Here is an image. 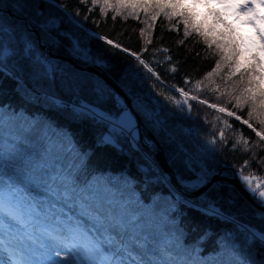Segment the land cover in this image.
<instances>
[{"label": "trees", "instance_id": "16d2710c", "mask_svg": "<svg viewBox=\"0 0 264 264\" xmlns=\"http://www.w3.org/2000/svg\"><path fill=\"white\" fill-rule=\"evenodd\" d=\"M15 2L0 0V20L7 29L0 32V65L18 78L0 69V151L5 158L3 181L7 182L0 187L5 194H12L17 217H23L49 242L71 240L81 249L111 250L125 238L124 230L117 226L124 224L129 232L135 229L141 238L146 237L150 246L166 250L171 258L169 264H221L228 258L226 251L233 247V217L264 230V213L251 206L229 183L217 181L205 193L190 199L205 203L206 197L211 198L213 187L217 189L215 203L223 217L202 216L179 202L182 196L170 185L168 177L162 172L159 176L148 164L150 160L157 165L146 148L143 153L137 152L130 137L119 136L115 148L97 146V140L109 132L106 124L74 120L69 115L70 107L65 109L20 82L69 105L94 101L97 83L114 92L97 76L48 56L40 49L31 31L34 30L51 53L69 57L79 66L96 68L123 91L132 107L134 103L138 105L133 109L141 119L143 131L156 139L178 183L193 192L200 186L193 189L185 183L199 181L202 168L209 171V179L219 172L226 177L234 173L241 185L238 172L243 170L244 175L251 174L252 181L261 180L264 188V142L234 117L198 103L203 99L225 107L261 130L264 101L260 90L264 89V81L258 84L253 79L249 84L248 73L241 76L243 68L229 75L230 61H222L218 72L207 77L226 52H220L211 35L206 43V38L191 25L186 36L182 18L170 9H132L121 7L117 0H109L111 6L107 7L103 0L96 5L92 0H55L61 7L54 4L45 11L62 21L60 30L68 32L70 40L42 30L43 18L25 20V25V18L12 10ZM208 8L218 11L244 37L237 30L236 7L229 0H212ZM208 8L196 6L200 18ZM212 21L209 16L208 23ZM216 27L225 30L224 24ZM102 38L129 51L108 45ZM72 40L79 41V51L74 49ZM247 46L259 56L260 72L264 75V51H259V46ZM133 52L145 60L147 68L131 55ZM97 59L120 71H102L95 63ZM252 63L248 61L249 65ZM179 88L189 93L190 112L188 105L182 110L174 102L184 99L176 91ZM237 97L241 98L240 107L236 106ZM100 110L113 115L118 112L111 100L101 104ZM221 129L225 134L223 141L219 137ZM240 135L249 141L247 152L243 151L242 142L233 148ZM213 139L215 143H211ZM142 140L154 148L149 139ZM248 193L264 207L260 198ZM237 252L250 264H264V248Z\"/></svg>", "mask_w": 264, "mask_h": 264}, {"label": "snow or ice", "instance_id": "6c2138e0", "mask_svg": "<svg viewBox=\"0 0 264 264\" xmlns=\"http://www.w3.org/2000/svg\"><path fill=\"white\" fill-rule=\"evenodd\" d=\"M82 3H86L87 0H81ZM212 0H117V4L121 7L128 6L132 9H135L137 6L144 7L147 9L149 6H153L158 10L170 9L172 14L180 16L185 26V35H189V25L196 33L207 38L209 35L212 36L213 40L216 42V47L220 50L222 54L226 52V55L221 56V60H217L215 67L212 71L207 73V77H212L218 72L221 67L222 61H230V74L235 75L237 72L243 68L244 72H241L243 77L244 73H248L250 79L249 84L252 83V80L255 79L259 84L260 81H264V75L260 72V59L259 56L250 52L249 47L245 43V37L236 33V29L232 25L227 24L221 14L208 8V5ZM217 3H224L225 0H216ZM251 4H259L264 6V0H250ZM93 5L100 3V0H92ZM55 4V0H16L14 4L11 5L12 10L15 13L23 16L26 21L32 22L36 19L43 18L45 21L41 24L42 30L47 34L51 35L53 32L56 35L64 36L65 38L72 39L68 32H62L60 30L62 21L58 18H54L51 12L46 13V9H50ZM103 4L111 6L109 0H103ZM203 5L205 8H208V11L205 12L201 17V13L196 11L197 5ZM55 7L59 8L61 5L55 4ZM239 10H246L247 12L253 13V18L245 21V23H250L256 28V36L258 38L259 51H264V27H261L256 23L257 20L264 24V16H260L257 13L255 6L249 7V2L241 3L237 5ZM135 15V12L131 13ZM166 15L168 13H165ZM213 17L211 24L208 23V17ZM171 18V16H169ZM153 19H155V14H153ZM224 24L225 30H218L217 25ZM152 25L149 24V28ZM3 21L0 20V32L6 31ZM106 39V38H102ZM251 39V38H249ZM148 43L151 41L148 40ZM106 43L115 48L121 49L124 52H128L129 49L121 48V45L114 43L111 39H106ZM253 44L256 41H252ZM72 44L75 50H80V43L78 40H72ZM211 47V44H209ZM166 52L167 49H164ZM87 56V53H85ZM144 67H148L145 60L137 53H131ZM251 60L253 63L248 64V61ZM95 63L101 68L102 71L111 72L116 74L120 71L115 66H109L104 63L102 59H97ZM173 72L175 68L171 69ZM149 72H152V69L149 68ZM152 75L156 80H160V77L152 72ZM199 81L197 86H199ZM177 92L184 98L183 100L174 101L178 107L182 110L184 105H188V111H191V105L188 104L189 93L186 92L183 88L176 89ZM247 91L252 93L255 96V93L251 88H248ZM95 100L84 102L80 101L79 104H73L70 108L69 115L74 120L82 121H92L93 123H106L109 125L108 134L104 135L102 138L97 140V146L99 147H117L118 146V136L119 137H130L132 141V147L136 149L137 152L140 149L137 147L138 143V124L133 115L132 109H129L127 104L124 103L123 99L119 97L116 93L109 91L105 86L100 83H97L95 89ZM260 95L262 101H264V89L260 90ZM192 100H198L197 96H191ZM166 99H173L172 97H166ZM240 97H237V107H240ZM109 100L114 101V107L118 109V112L113 115L107 111H101L100 105L108 102ZM198 103L207 104L208 107L217 110L220 113L226 114L227 117H234L237 121H240L243 125H247L248 128L252 129L255 133V136L259 138L261 142H264V127L261 130H257L253 127V124L249 120L243 119L236 115L234 111H230L225 107H220L217 104H209L208 101L199 99ZM95 105V106H93ZM65 109L69 108V105H63ZM133 108H138L136 103L133 104ZM248 115L251 117L253 112H249ZM151 120V117H148ZM159 121H156L158 124ZM223 123L228 125V121L224 120ZM259 123L264 126V120H259ZM219 137L223 141L225 139V134L223 129L219 131ZM243 143V151H248L249 141L244 139L242 135L237 137L236 142L233 144V148L240 143ZM211 143H215L213 139ZM11 157H9L10 159ZM245 161V165H247ZM261 163H264L262 161ZM5 167V158L0 151V184L7 182L3 181V169ZM209 171L207 169H201V175L199 178V183L205 187L211 183L209 179ZM239 178L242 182V185L245 187V190L250 192L253 196H257L261 199L262 205H264V191H258L261 185L256 184V187L252 186V176L244 175L243 170L238 172ZM10 186V185H9ZM217 189L213 187L212 193H209V197H206L205 203H197L196 201L180 200L179 202L186 208L199 213L202 216H207L210 219H220L223 217L222 210L215 203V193ZM222 191V190H221ZM264 219V216L261 217ZM7 219L17 220V214L15 207L12 204V194L9 192L5 194V189L0 187V230L5 228V221ZM227 219V217H224ZM232 224L234 226V237L233 247L231 250L226 251L227 259L222 261L221 264H250L245 259L240 258L237 249L247 248L249 253L251 250L257 246L264 248V230H258L253 226L248 224L240 223L239 219L233 217ZM118 227L122 228L125 233V238L121 239L118 243L113 245L111 250H100V249H81L77 247L71 240L69 241H60L58 245L51 246L48 250L42 253H35L34 258L31 259H16L4 260L0 258V264H169L170 257L167 256L166 250L159 249L156 245L149 244L146 237L141 238V235L135 230L129 232L127 225L119 224ZM10 229L11 225H7ZM227 248V246H226ZM63 252V256L61 255ZM163 253V255H161Z\"/></svg>", "mask_w": 264, "mask_h": 264}, {"label": "rangeland", "instance_id": "374dc122", "mask_svg": "<svg viewBox=\"0 0 264 264\" xmlns=\"http://www.w3.org/2000/svg\"><path fill=\"white\" fill-rule=\"evenodd\" d=\"M229 1L231 6L234 5L236 7L237 15L235 18H236V23L238 24L237 30L242 34H244L246 45L257 47L259 42L256 36V28L250 23H245V21H248L253 18V13L247 12L246 10H239L237 5L241 3L249 2V7L255 6L257 9V13L260 16H264V6H261L259 4L253 5L251 4L250 0H229ZM256 23L261 27H264V24H261L259 20H257ZM252 41H256V43L253 44ZM263 60H264V52H263ZM230 71L231 70L229 68V75H231ZM106 125L109 127L108 124ZM137 147L140 149L142 153H143V149L145 150V147L141 145L139 139H138ZM151 149L153 150V148ZM153 170L159 176H162L161 170L158 169L157 165H155ZM257 183L261 185L258 191H264V188L262 186L263 182L261 180H253L252 186L256 187ZM185 184L189 187H192L193 189L198 188L199 186L200 187L203 186L202 184L199 183V181H193ZM9 224L11 225L10 229L7 227V225ZM20 230H23V234L22 232H20ZM0 232L2 233V235H5V240L3 242L0 241V258L4 260H9L10 256H11V260L13 261L16 259H31L34 258L35 253L45 252L51 246L58 245V243L49 242V240L45 236L42 235L37 236L35 234L36 232L33 229H31L30 227H26V224H24V220L22 217H19L17 220L7 219L5 221V228L0 230ZM29 237H33V241L35 242L33 243L28 241L26 238ZM61 255L63 256V252H61Z\"/></svg>", "mask_w": 264, "mask_h": 264}, {"label": "water", "instance_id": "95a60500", "mask_svg": "<svg viewBox=\"0 0 264 264\" xmlns=\"http://www.w3.org/2000/svg\"><path fill=\"white\" fill-rule=\"evenodd\" d=\"M8 14H9V16H12L11 13H8ZM23 22L26 25V21L24 20ZM31 31L34 33L35 38H36V40L38 42V45H39L40 49L45 51L48 56H50L51 58L57 59V60H61V61L67 62L68 64H70L73 68H75L78 71L88 72V73H91V74L97 76L110 89H112L119 97H121L123 99L124 103L127 104L129 109H132L133 115L135 116V119H136L137 124H138V132H139L138 139H139V142L141 143L142 146H144L153 155L157 166L160 168L161 172L168 177L170 185L182 196L183 200L190 201V199H193V198L205 193L208 190V188H210L215 182L224 181V182L229 183L237 191V193L241 197H243L251 206H253L259 212L264 213V207L258 205L255 202L253 197L241 185V183L239 182L238 178L235 176L234 173L230 177H226V176L220 175L221 172H219L218 174H216V175H214V176H212L210 178L211 183L208 184L206 187L203 185V186L199 187L198 189H196L193 192H187L178 183V181L176 179V175H175L174 171L167 164V161L165 160L163 151H162L160 145L158 144V142L156 141V139L151 134L143 131L141 119H140L139 115L134 111L133 107L131 106V103H130L129 99L123 93V91L110 78H108L104 73H102L101 71L97 70L96 68H94L92 66H79L69 57L51 53L48 49H46L41 44V41H40L38 33L36 31H34V30H31ZM0 69L6 71L13 78L18 80V78L16 76L12 75L8 70L4 69L2 66H0ZM20 82H22L24 85H26L27 87L31 88L32 90H34L36 93L40 94L41 96H44V97H46V98H48L50 100H53L55 103H57L59 105H66V104L69 105L68 103L63 102V101H59V100L53 98L52 96H49V95H46V94L38 92L37 90L33 89L32 87H30L28 84H26L23 81H20ZM71 106L72 105H69V107H71ZM143 137L149 139L153 143V145H154L153 150L151 148H149L148 146H146L142 142V138ZM148 162H149L151 168L153 169L155 167V165L150 160H148Z\"/></svg>", "mask_w": 264, "mask_h": 264}]
</instances>
